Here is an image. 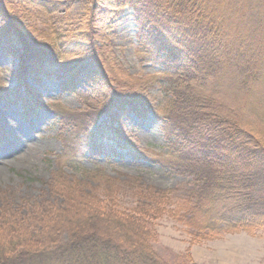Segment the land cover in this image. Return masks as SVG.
I'll use <instances>...</instances> for the list:
<instances>
[{"label":"trees","instance_id":"obj_1","mask_svg":"<svg viewBox=\"0 0 264 264\" xmlns=\"http://www.w3.org/2000/svg\"><path fill=\"white\" fill-rule=\"evenodd\" d=\"M34 2L0 0V50L37 82L53 77L72 87L80 106L45 102L25 83L13 94L19 107L50 113L64 151L111 143L189 176L193 188L178 198L135 177L89 186L57 175L48 182L56 201L30 203L31 227L4 207L0 188V264H197L188 250L169 256L154 248L159 219L170 218L189 243L264 228V0H84L94 24L81 25L66 44L21 23ZM125 6L132 9L136 55L164 70L123 98L108 41L111 19ZM158 82L161 105L148 91ZM149 113L162 119L165 141L147 155L131 141L124 117Z\"/></svg>","mask_w":264,"mask_h":264},{"label":"rangeland","instance_id":"obj_2","mask_svg":"<svg viewBox=\"0 0 264 264\" xmlns=\"http://www.w3.org/2000/svg\"><path fill=\"white\" fill-rule=\"evenodd\" d=\"M39 1L26 7L21 16V23L32 27L38 37L66 44L76 39L81 25L83 28L94 24L91 15L81 8L84 0H48L44 7ZM131 15L132 9L127 6L118 11L111 19L108 41L115 54L113 66L121 70L119 75L117 67L111 68L117 79L116 93L123 98L139 92L148 78L164 70L160 65L141 62L136 55L135 23ZM25 83L38 91L43 101L59 102L70 109L80 106V98L72 87L63 89L60 81L53 77L37 82L31 74H22L18 60L0 50V188L6 191L4 207L13 213L18 211L26 225H34L36 218L30 203L45 205L56 201L48 182L57 175L67 181L80 179L89 186L102 183L107 177L119 181L135 177L145 186L171 191L178 198L185 197L193 188L189 176L167 173L143 153L118 149L111 143L100 148L89 144L64 151L55 137L59 126L50 113L41 108L25 112L19 107L13 94L17 85ZM78 88L88 89L84 82L78 83ZM148 91L156 104L164 102L165 93L159 82ZM228 98L230 100L231 96ZM124 121L131 141L148 151L147 155L163 150L165 137L160 117L152 113L144 117L128 114ZM68 129H64L65 133ZM27 156L29 159H25ZM3 197L0 196V209ZM156 230L153 246L162 254L173 256L188 250L197 264H264L263 227L220 231L211 239L193 243L188 242L189 236L180 226L176 228L170 218L159 219Z\"/></svg>","mask_w":264,"mask_h":264},{"label":"bare ground","instance_id":"obj_3","mask_svg":"<svg viewBox=\"0 0 264 264\" xmlns=\"http://www.w3.org/2000/svg\"><path fill=\"white\" fill-rule=\"evenodd\" d=\"M4 153H5V152H3V154H4ZM3 154H2V155H3ZM25 159H29V156H27Z\"/></svg>","mask_w":264,"mask_h":264},{"label":"water","instance_id":"obj_4","mask_svg":"<svg viewBox=\"0 0 264 264\" xmlns=\"http://www.w3.org/2000/svg\"><path fill=\"white\" fill-rule=\"evenodd\" d=\"M47 112V111H46ZM149 114H151V113H149Z\"/></svg>","mask_w":264,"mask_h":264}]
</instances>
